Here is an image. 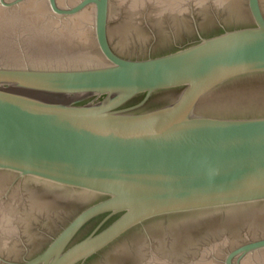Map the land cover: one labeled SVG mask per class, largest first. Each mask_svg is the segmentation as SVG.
Listing matches in <instances>:
<instances>
[{"label":"water","instance_id":"obj_1","mask_svg":"<svg viewBox=\"0 0 264 264\" xmlns=\"http://www.w3.org/2000/svg\"><path fill=\"white\" fill-rule=\"evenodd\" d=\"M9 2L0 0V5L23 4L18 8L23 20L24 11L33 9L27 23L19 25L33 27L36 38H47L35 41V56H28L32 62L55 33L81 44L70 46L63 69L0 65V172L100 199L23 264H84L126 233L146 229L151 222L175 233L207 218L213 222L212 236L191 241L199 248L198 257L192 261L191 255H184L181 264H264V101H209L230 82L264 74V0H230L223 10L212 6L219 21L225 19L222 11L230 14L232 27L220 25L223 31L211 36L197 31V41L144 59L117 54L124 55L127 44L116 38L114 23L109 25L119 6L131 22L135 18L142 22L144 17L181 12L191 7L190 2ZM47 3L59 17H76L59 30L56 21L49 22L59 17L51 14ZM59 4L76 5L63 9ZM148 5L150 11L145 9ZM3 15L0 10V25ZM234 18H249L251 24H232ZM17 24L9 21L6 26L12 29ZM2 40L0 32V58H23L15 44L4 53ZM171 89L179 93L162 107L140 113L132 112L139 106L123 108L138 95H145L144 103ZM84 101L88 102L80 105ZM27 199L26 211L11 205L0 210V234L9 236L16 225L21 237L26 236L35 215L43 213L35 196ZM99 216H105L101 224L74 242L82 228ZM171 242L156 248L176 253L175 239ZM208 256L214 258L212 263ZM145 264L175 263L155 257Z\"/></svg>","mask_w":264,"mask_h":264},{"label":"flooded vegetation","instance_id":"obj_2","mask_svg":"<svg viewBox=\"0 0 264 264\" xmlns=\"http://www.w3.org/2000/svg\"><path fill=\"white\" fill-rule=\"evenodd\" d=\"M6 3L9 4L11 2L6 0ZM76 4L68 7H63L60 4L59 6L63 9H69ZM22 5L23 4H19L8 8L0 5V10L4 13V22L0 25L2 41H4L5 44L4 53H7L6 49H9L12 44H15L18 49L17 52L23 54V58L20 60H14L13 58L8 59V56L4 58L1 57L0 65L5 68L18 69L29 67L44 70H59L66 67L68 63L65 62V55L70 52V46L79 42H74V39H71L70 36H61L54 32L55 34L51 36L52 39L46 43L47 49L40 52L36 56L35 61L33 60L34 62H32V59L29 57L35 56L33 54L35 53L34 50L37 49L35 41L37 39L47 40V38L44 36L36 38L32 36L33 27L27 24L19 25L21 22L27 23L28 15L34 12L33 9L24 11V17L27 18L23 20L18 13V8ZM46 8L51 12L48 3ZM40 9L42 10L41 14H44L43 4H40ZM123 9V6H119L114 19L112 21L110 20L109 25L114 23V31L116 32L117 39L124 38L126 40L127 44L122 48L123 54H125L122 55L117 53L113 49L111 41L110 45L113 51L118 55L128 59H144L149 56L164 55L197 41V31H199L202 36H211L223 31L220 25L232 27L231 23H228L230 14L226 11H222V15H225V19L219 21V19H216L218 13L216 14L212 6L205 11L198 10L199 12H197L195 8H191L190 13H185L183 15L181 14L182 9L181 12L174 11L172 14L165 13L163 16L158 15L154 19L144 17L142 22H140L139 18H135L133 22H131V20L128 19V12ZM145 9L150 11L151 5H148ZM51 14L59 17L52 12ZM192 15L194 18H192ZM74 17H59L64 19L58 18L49 22L53 23L56 21L57 23L54 24L56 26L58 25L60 30L61 26L68 24L69 20L74 19ZM234 20L232 24L236 22L239 24L242 23V25L251 24L249 18L247 21L237 20L235 18ZM9 21L17 22L18 24L15 28L8 29L6 23ZM63 22L65 24H62ZM52 23L51 26H54ZM132 29L136 31V34L134 31L132 32ZM166 29L169 35L166 33ZM81 50L85 49L83 48ZM81 50L79 51L83 53ZM72 51H75V49ZM89 52L91 53L93 51L91 50ZM178 93V89L157 92L144 103L143 100L145 95H138L125 104L123 108L139 106L136 110L132 111L134 113L151 111L168 104L177 97ZM235 100L238 104H247L252 101H255V103L263 102L264 74L249 76L230 82L221 87L216 94L209 99L210 103L214 101L234 103ZM88 101H84L80 105L86 104ZM50 187L51 186L39 181L21 179L15 175H8L0 172V210L3 208L6 209L11 205V208L26 211L30 208L27 199L30 195L36 197V204L43 209V213L41 215H35L34 221H32L31 224H29V228L24 231L26 236L21 237L22 235L16 225H14L16 231L14 230L11 232L9 236L0 234V264H23L25 261L36 257L50 244L51 238L60 233L70 221L86 208L100 201L97 197L87 198L81 194H76L74 192L68 193V191L64 192L60 189ZM104 217L105 216H99L90 221L82 228L74 242H78L90 235L101 224ZM37 219H39V221H37ZM113 219L107 221L102 228L108 225ZM211 220L212 219L207 218L201 222H192V224L186 225L184 228L181 227L178 232L175 231V233H167L166 229H162V227L158 228L156 222H151L146 226V229L138 227L126 233L110 247L103 250L98 255L91 257L84 264H145V262L155 257H159L161 261L169 259L170 262L181 264L185 263L184 257L190 255L192 261H194L198 257L199 248L195 247L191 241L203 240L213 233V227L210 226L213 223ZM22 238H24L25 241ZM172 238L175 239L173 244L176 245V253H173L172 249H161V251L156 248V246L160 244H169ZM6 248L9 249L8 252L4 250ZM167 251L169 253H167ZM199 257V259H201L203 255ZM208 258L210 261L214 259L209 256Z\"/></svg>","mask_w":264,"mask_h":264},{"label":"clouds","instance_id":"obj_3","mask_svg":"<svg viewBox=\"0 0 264 264\" xmlns=\"http://www.w3.org/2000/svg\"><path fill=\"white\" fill-rule=\"evenodd\" d=\"M189 2L191 4V8H195L199 11H205L208 9L210 4L217 10H223L228 6L230 0H185V3ZM191 8L187 6L184 7L181 14L190 13Z\"/></svg>","mask_w":264,"mask_h":264}]
</instances>
